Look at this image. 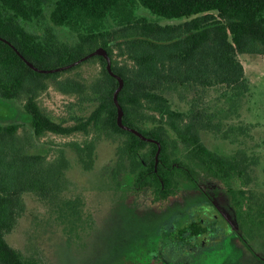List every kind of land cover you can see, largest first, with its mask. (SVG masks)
<instances>
[{"label": "trees", "instance_id": "1", "mask_svg": "<svg viewBox=\"0 0 264 264\" xmlns=\"http://www.w3.org/2000/svg\"><path fill=\"white\" fill-rule=\"evenodd\" d=\"M139 6L186 19L151 21L138 14ZM56 26L70 29L76 41L63 40ZM101 47L107 56L96 52ZM241 54H264V0H0V98L23 103L32 122V129L20 121L0 123V264H43L7 238L26 211L25 194L58 203L64 218L82 215L79 201L64 197L71 166L66 151L54 159L29 152L48 133L96 131L118 140L119 173L132 174L139 189L152 187L155 203L178 194L180 177L197 187L202 176L219 179L238 218L249 216L253 236L264 208L246 206L253 195L232 186L251 179L246 159L212 149L201 135L215 124L208 112L194 100L188 111L181 110L167 95L224 85L229 98L245 96L250 82ZM85 62L100 65L96 76H66ZM111 70L124 79L121 89ZM52 83L85 98L90 114L73 123L54 118L40 102ZM119 107L127 127L119 122ZM73 146L83 167L92 169L96 140Z\"/></svg>", "mask_w": 264, "mask_h": 264}, {"label": "rangeland", "instance_id": "2", "mask_svg": "<svg viewBox=\"0 0 264 264\" xmlns=\"http://www.w3.org/2000/svg\"><path fill=\"white\" fill-rule=\"evenodd\" d=\"M139 15L162 24L180 23L186 18L157 16L144 6ZM63 40L75 42L77 35L64 26H56ZM102 48V47H101ZM119 50H115L116 55ZM121 59L120 56H115ZM250 82V90L240 98H229L224 85L206 90L172 91L168 96L175 106L188 111L194 100L200 110L208 112L214 125L202 129L203 140L224 155H239L250 167V180H234L233 187L244 186L255 208H264V54H241ZM100 65L85 62L66 76L93 78ZM228 98V99H226ZM42 106L57 119L73 123L77 116L92 111L85 98L59 90L52 83L40 97ZM20 121L32 129L30 115L17 100L0 98V123ZM96 140V160L92 169H85L73 143ZM106 134L93 131L90 135L71 136L48 133L36 138L29 152L47 153L54 159L65 150L71 160L67 176L70 180L65 199L79 201L80 218L62 217L58 203H51L27 193L26 211L17 227L9 234V242L43 264H138V261L159 249L164 225L172 219L187 217L199 195L190 180L178 179V194L166 202H153L152 187L137 188L134 176L119 173V144ZM200 183L231 225L245 237L234 236L217 242L211 250L192 258L188 264H264V221L248 226L249 216L239 219L228 187L216 178L200 177ZM245 206V207H246ZM246 209V208H244ZM74 224V225H73ZM73 226V227H72ZM236 237V238H235ZM174 250V249H173ZM210 250V251H208Z\"/></svg>", "mask_w": 264, "mask_h": 264}, {"label": "flooded vegetation", "instance_id": "3", "mask_svg": "<svg viewBox=\"0 0 264 264\" xmlns=\"http://www.w3.org/2000/svg\"><path fill=\"white\" fill-rule=\"evenodd\" d=\"M197 188L202 189L197 191L202 197L194 202L192 212L187 217L166 223L159 249L145 255L138 264H188L207 248L211 250L219 240L229 242L228 238L233 240L234 236L243 240V235L233 228L229 218L217 207L213 196H209L202 185Z\"/></svg>", "mask_w": 264, "mask_h": 264}, {"label": "water", "instance_id": "4", "mask_svg": "<svg viewBox=\"0 0 264 264\" xmlns=\"http://www.w3.org/2000/svg\"><path fill=\"white\" fill-rule=\"evenodd\" d=\"M96 52H97V53H100V54H104V55H106V56L108 55L107 51H106L105 49H103V48H98ZM27 61H28V63H29L32 67H34V68H36V69H39V68H37V67H36L31 61H29V60H27ZM111 73H112L113 75H116V76L119 78V80H120V87H119V89H121V88L123 87V85H124V79H123L121 76L115 74L112 70H111ZM123 114H124L123 109H122L121 107H119V122H120V124H121L122 126L127 127V126L123 125ZM129 129H131V128H129Z\"/></svg>", "mask_w": 264, "mask_h": 264}]
</instances>
